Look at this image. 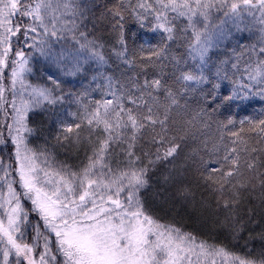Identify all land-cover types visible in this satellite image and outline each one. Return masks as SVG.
Returning <instances> with one entry per match:
<instances>
[{
    "label": "snow or ice",
    "instance_id": "snow-or-ice-1",
    "mask_svg": "<svg viewBox=\"0 0 264 264\" xmlns=\"http://www.w3.org/2000/svg\"><path fill=\"white\" fill-rule=\"evenodd\" d=\"M93 7L85 0H0V264H264V244L257 250L246 243L238 254L200 240L161 222L142 196L150 174L163 167L162 182L193 205L185 181L195 176L233 240L258 224L255 210L241 206L256 202L264 214V107L239 120L217 114L233 103L264 105V0H114L99 16L114 37L111 55L84 23L95 18ZM213 11L248 15L261 26L248 61L233 62L231 72L209 55L220 36L205 23ZM130 22L159 33L158 42L129 49ZM181 40L183 53L172 47ZM61 41L78 47L56 52ZM113 57L156 75L116 76L107 71ZM38 58L57 66L67 60L71 76L94 65L96 86L65 92L52 75L51 86L33 84ZM65 104L76 110L57 113L55 145H34L35 114ZM213 124L219 136L212 147L204 140L203 152L182 156L186 142ZM56 146L83 149L85 158L76 168L58 163ZM258 238L264 241V231Z\"/></svg>",
    "mask_w": 264,
    "mask_h": 264
},
{
    "label": "trees",
    "instance_id": "trees-1",
    "mask_svg": "<svg viewBox=\"0 0 264 264\" xmlns=\"http://www.w3.org/2000/svg\"><path fill=\"white\" fill-rule=\"evenodd\" d=\"M85 2L94 6L92 8V12L95 13V18L89 14V18L84 22L89 30V35L96 36L102 40L105 44V52L111 55L110 49L114 44V37L109 32V26L107 23L100 20L99 16L100 12L104 10L105 5L111 6L114 3V0H85ZM252 19L247 15L243 17V20L241 21L240 18L225 17L222 13H218L216 11L212 12L209 20L205 21V23L208 24V31L220 33L217 46L209 53L214 63L219 64L221 61H227L224 67L230 72L234 71L231 68V64L233 62H237V60L239 61L241 67L244 66L245 62L248 61L251 46L259 43L261 37V32L259 31L260 28L258 25L253 24ZM125 35L128 41L129 49H138L141 43L145 44V46L149 43L155 44L158 42L159 37V33H152L148 31L147 26L142 29L139 25L131 22L126 26ZM188 35H191V30H189ZM16 39L17 38L14 37L13 41L15 42ZM179 44L181 45L180 47H177L176 44H173L172 47L174 51L183 53L184 47L182 45L184 44V41L181 40ZM13 47L17 48L18 45L14 43ZM77 47L78 46L72 44L70 41L67 44L61 41L60 44L55 46V51L60 52L63 48L65 52H75ZM26 51L28 50L26 49ZM129 54L131 55V52ZM68 63L69 62L67 60H64L61 62L60 66H57L56 63H53L50 60L38 58V61L34 62L32 65L34 71L28 79L33 84H48L51 86L48 76L52 75L60 81L61 88L65 92L68 90L80 91L83 87L89 85H91V87L96 86L91 80L94 65H84V71L76 74L75 76H71L64 74V65ZM143 63L148 62L145 60ZM107 71L116 76H120L121 72L130 74L133 71L140 72L141 76L147 75L149 78L156 75V70L151 67H149L146 72H141L139 68L128 69L125 65L118 64L114 57L110 61V67H108ZM165 79H168V77H165ZM224 91H227V88H225ZM92 96L98 99L100 98V93L98 91H94L92 92ZM262 107H264V105H262L258 100L253 101V106L238 107L235 103H233L223 106L217 116L219 119H226L229 115H231L236 120H239L245 115L254 114ZM75 110L76 105L65 104L63 106H57L54 112L35 114L32 119V124L38 129V135L33 138V144L41 147L45 145H48L49 147L55 145L56 142L54 140V136L57 133V126L55 122L57 113H65L67 111ZM198 136L199 139L195 141L189 140L186 142L182 156L189 152L192 148H198L203 152L205 146L202 141L204 140H207V147L210 149L213 143L218 140L219 134L216 131V125L213 124L211 128L206 129L203 133H198ZM54 155L58 163L70 165L73 168L79 166L85 158V152L83 149L77 151L65 149L60 146L55 147ZM166 171L167 169L161 167L156 172L151 173L150 187L142 193L146 206L151 210L154 216L160 219L161 222L173 224L176 227H179L183 232L193 233L200 240H206L209 243H214L218 246L223 245L238 254L243 253L246 250V243L248 247H254L257 250H259L262 244H264V241L258 238V233L264 231V216L261 213H258L259 210H257L258 207L255 204L256 202L245 201L241 207L245 212H247L250 208L254 209L256 212L255 220L258 221V224L255 228H248L243 233L242 239L238 241L233 240L223 230L220 231L219 220L214 212V199L209 193L207 195V192L198 184L195 176L192 174H190L187 178L189 181L188 185L195 193V202L197 204L200 203L201 205L198 207L200 210L196 209L194 214L186 213L185 211L180 214L167 211V209L162 207L155 199L156 197L158 200H162L165 198V195L168 194L169 190L175 188V186L165 185L162 182L161 177ZM201 200H205L207 202V206L205 207H210L212 209L210 210L212 211V216L210 218L203 216L204 214L208 215V212L210 211L204 209V206L201 204ZM25 203L28 208L32 207L27 202ZM220 218H222V214ZM30 219L34 223L37 217L33 214ZM206 220L208 223L205 222ZM211 228L218 229H215L216 231H212ZM249 234H251L254 238L249 239Z\"/></svg>",
    "mask_w": 264,
    "mask_h": 264
},
{
    "label": "rangeland",
    "instance_id": "rangeland-1",
    "mask_svg": "<svg viewBox=\"0 0 264 264\" xmlns=\"http://www.w3.org/2000/svg\"><path fill=\"white\" fill-rule=\"evenodd\" d=\"M245 16H247V15H244L243 17H245ZM243 17L242 18H240V20L242 21L243 20ZM250 18L252 19V17L250 16ZM253 20V19H252ZM253 24H255V25H258L259 26V28L261 27L260 25H259V23L258 22H255L254 20H253ZM188 179L185 181V183L186 184H188ZM207 192V191H206ZM207 195H208V192H207ZM155 199L158 201V203L162 206V207H164V208H166L167 209V211H169V212H171V213H176V214H180V213H183V211H185L186 213H191V214H194V212L196 211V209L197 210H200V209H198V207L199 206H201L200 205V203L199 204H197L196 202H195V204L193 205L192 203H188V202H183L180 198H178L177 196H176V189L174 188V189H172V190H169L168 191V194H166L165 195V198H163L162 200H158L156 197H155ZM198 202V201H197ZM256 204V203H255ZM204 209L205 210H208V211H210V210H212L210 207H205L204 206ZM257 210H259V208L257 209ZM212 211H210V212H208V215H203V216H205L206 218H210L211 216H212ZM258 213H260V210L258 211ZM263 216H264V214H262ZM199 219H200V216H199ZM263 219H264V217H263ZM201 220H203L202 218H201ZM203 222H204V220H203ZM205 222H207L208 223V221L206 220ZM209 224H210V222H209ZM212 227V226H211ZM215 229H218V228H211V230L212 231H214ZM222 229L220 228V231H221ZM216 231V230H215ZM258 240V239H257Z\"/></svg>",
    "mask_w": 264,
    "mask_h": 264
}]
</instances>
